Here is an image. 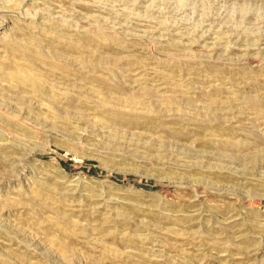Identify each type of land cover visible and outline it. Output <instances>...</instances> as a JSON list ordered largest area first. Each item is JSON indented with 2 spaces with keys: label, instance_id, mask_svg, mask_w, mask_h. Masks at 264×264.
<instances>
[{
  "label": "rangeland",
  "instance_id": "374dc122",
  "mask_svg": "<svg viewBox=\"0 0 264 264\" xmlns=\"http://www.w3.org/2000/svg\"><path fill=\"white\" fill-rule=\"evenodd\" d=\"M0 264H264V0H0Z\"/></svg>",
  "mask_w": 264,
  "mask_h": 264
},
{
  "label": "bare ground",
  "instance_id": "6f19581e",
  "mask_svg": "<svg viewBox=\"0 0 264 264\" xmlns=\"http://www.w3.org/2000/svg\"><path fill=\"white\" fill-rule=\"evenodd\" d=\"M16 79V78H15ZM17 80V79H16ZM133 103V102H132Z\"/></svg>",
  "mask_w": 264,
  "mask_h": 264
}]
</instances>
